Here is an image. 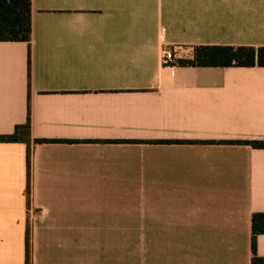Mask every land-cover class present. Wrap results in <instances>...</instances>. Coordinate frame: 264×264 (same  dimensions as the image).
I'll return each mask as SVG.
<instances>
[{"label": "crops", "instance_id": "1", "mask_svg": "<svg viewBox=\"0 0 264 264\" xmlns=\"http://www.w3.org/2000/svg\"><path fill=\"white\" fill-rule=\"evenodd\" d=\"M31 27L30 92L27 43L0 41V136L30 101L32 148L28 184L0 142V264L27 229L30 264H250L264 149L234 142L264 141V67L163 50L264 47V0H31Z\"/></svg>", "mask_w": 264, "mask_h": 264}, {"label": "trees", "instance_id": "2", "mask_svg": "<svg viewBox=\"0 0 264 264\" xmlns=\"http://www.w3.org/2000/svg\"><path fill=\"white\" fill-rule=\"evenodd\" d=\"M31 0H0V41H18L27 43L28 88L30 92L31 70ZM180 66H213V67H264V47L232 46H197L193 48V58L177 60ZM30 93L28 94V98ZM30 100V98H29ZM30 101L27 108V121L16 126L10 135L0 136V142H20L27 145L26 168L29 184L32 148L30 140ZM50 142L36 139L33 143ZM255 149H264V141H238ZM29 185L27 186V192ZM264 233V214L252 217L251 263L264 264V258L257 255L256 235ZM31 263L30 234L25 233V264Z\"/></svg>", "mask_w": 264, "mask_h": 264}, {"label": "built area", "instance_id": "3", "mask_svg": "<svg viewBox=\"0 0 264 264\" xmlns=\"http://www.w3.org/2000/svg\"><path fill=\"white\" fill-rule=\"evenodd\" d=\"M177 60V51L169 48L163 50V63L165 65H174L176 64Z\"/></svg>", "mask_w": 264, "mask_h": 264}]
</instances>
